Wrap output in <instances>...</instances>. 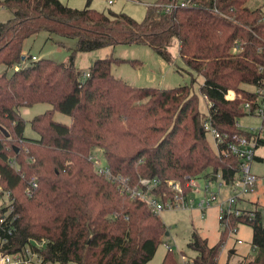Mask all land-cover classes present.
I'll return each mask as SVG.
<instances>
[{
  "label": "trees",
  "instance_id": "obj_1",
  "mask_svg": "<svg viewBox=\"0 0 264 264\" xmlns=\"http://www.w3.org/2000/svg\"><path fill=\"white\" fill-rule=\"evenodd\" d=\"M182 1L157 0L140 22L126 13L93 10L94 0L82 10L59 0L0 4L13 14L0 24V66L7 67L0 76V185L11 191L19 216L5 253L42 241L41 264H147L155 258L167 226L146 201L121 193L117 183L98 174L90 159L98 150L109 170L133 186L158 181L152 194L162 201L175 197L169 182L184 187L190 177L219 178L230 186L238 179L239 159L210 146L204 123L228 140L254 135L237 123L262 106L260 95L246 86L264 88V2L252 9V0H192L165 11ZM42 32L76 42L68 62L40 60L8 75L28 59L25 41ZM175 42L180 57L204 78L207 114L200 112L192 85L139 88L116 78L112 66L124 60L96 59L87 72L76 66L80 53L126 45H145L171 64ZM236 42L243 44L239 53L232 51ZM231 92L234 99H227ZM36 104L52 109L30 121L37 136L32 138L22 108ZM56 112L71 123L56 121ZM255 136L258 147L264 146V138ZM31 178L39 187L28 195ZM244 212L231 215L227 226L219 223L216 245L194 231L190 264H218L228 241L223 238L244 225L252 228L258 254L239 264H264V214ZM162 264H179L172 249Z\"/></svg>",
  "mask_w": 264,
  "mask_h": 264
},
{
  "label": "rangeland",
  "instance_id": "obj_2",
  "mask_svg": "<svg viewBox=\"0 0 264 264\" xmlns=\"http://www.w3.org/2000/svg\"><path fill=\"white\" fill-rule=\"evenodd\" d=\"M4 0H0V4ZM63 4L68 5L75 10H82L87 6V0H59ZM157 0H140L135 2L133 0H116L113 5H109L107 0H94L91 9L104 11L106 13L112 11L115 13H126L136 21H141L145 18L146 9L149 5H152ZM261 5L258 0H252L248 3L250 8H256ZM13 18V14L7 8L0 5V24H4L8 20ZM58 43H63L64 46H60ZM76 42L70 39H62L55 35H49L46 32L39 33L34 37L25 41L24 55L28 57L25 61V66H31L35 62L31 60V57H37L38 60H54L58 63L68 62L71 49H74ZM173 62L170 64L151 48L145 45H126L116 46L108 49L96 50L91 53H80L76 56V66L80 71L87 72L94 64L96 59H103L113 56L114 58L124 60L125 63L113 64L112 74L119 79H122L126 83L139 88L150 87L159 89H172L180 86H191L194 88V92L198 96L199 110L204 115L208 113L209 103L204 95L201 94L200 86L204 82V78L194 73L193 70L185 63V61L179 55V44H175L170 49ZM7 70L6 66H0V76ZM13 73V69H9L8 75ZM193 79L195 83L192 84ZM247 89L255 92L257 88L255 86H246ZM52 108L46 104H36V106L22 108V114L26 119V136L37 137L31 129L30 121L37 115L45 113ZM55 120L64 124H69L70 117L63 115L59 112L55 113ZM260 117L246 116L240 120V124L245 131L254 128L260 132L262 128V122ZM207 133V132H206ZM262 137L264 138V131ZM207 138L210 146L216 150L214 142L210 133H207ZM103 156V151H97V155ZM258 155L263 160H255L253 165V173L260 178L257 186V193L251 195L254 200L251 207L244 205L243 207L249 210H260L264 214V146H260L258 149ZM205 179H201L203 185ZM214 185L211 187V191L214 193L219 192V188L222 189V199L219 196V202H214L205 213L196 208L189 210L176 209V210H164L160 213V218L168 228L169 235L163 239L162 245L159 247L155 258L147 264H162L165 254L168 252L167 245L170 246L173 253L179 260V264L183 263V256L189 259H193L196 253L190 248L191 238L194 231H197L201 237L208 239L210 244L216 245L221 239V225L218 221L219 209L217 205L229 194L228 187L224 184L222 179H215ZM223 184L221 187L220 185ZM230 197V196H229ZM227 197V198H229ZM225 236V247L222 250L220 260L218 264H239L245 258L253 259L258 253L252 245V228L249 226H240L239 231L235 234L231 233L229 238ZM239 240L242 242L240 243ZM235 251L231 254V251Z\"/></svg>",
  "mask_w": 264,
  "mask_h": 264
},
{
  "label": "built area",
  "instance_id": "obj_3",
  "mask_svg": "<svg viewBox=\"0 0 264 264\" xmlns=\"http://www.w3.org/2000/svg\"><path fill=\"white\" fill-rule=\"evenodd\" d=\"M109 5H113L116 0H107ZM216 1V0H215ZM263 4L264 0H258ZM192 4V0H185L178 4H170L165 7V11L169 13L175 8H185ZM222 15V12L218 11ZM243 44L236 42L233 46V53H239L242 50ZM263 48L259 49V52H262ZM33 62L37 61L38 58L32 57ZM25 64H20L14 67L13 71L15 73L20 72L23 69ZM89 77L88 74L85 75ZM261 98L262 106L257 109V111L250 115H255L263 119L264 114V88H258L256 91ZM235 92H231L227 99H234ZM251 104L245 105V111L250 112ZM237 127L241 128L240 122L237 123ZM204 128L207 133H210L214 142V146L219 154L224 153L227 156L231 155L237 157L241 163V170L238 179L228 187V190L233 194L229 198L222 200L217 206L219 209L218 221L227 226L228 219L231 215L235 214L240 216L245 214L244 211H251L250 213L254 215V210H249L245 207L248 203V198L251 195L255 194L260 180L253 173L254 161L257 158L258 147V138L255 134L261 136L264 129L261 128L260 132L256 130H250L248 132H253L252 137H247L243 135H235L231 140L224 137L222 133L218 132L216 128L212 126L209 121L204 123ZM91 161L97 169L98 174L104 176L107 180L117 183L119 185V190L121 193L126 195H131L136 198L146 201L150 208L157 214H160L164 210H176L183 209L189 210L191 208H196L201 212L205 213L208 208L214 202H219V199H222L221 188H219L218 193L211 191V187L215 184L212 179H205L204 184H201V179L192 178L188 179L186 186H182L179 182H169V186L172 188L175 193L174 199H169L167 201H162L152 194V188L154 185L158 184V181H142L140 185L133 186L130 183L128 178H124L121 175L113 174L108 166H106L104 156L97 155L95 153L91 156ZM219 180V178H218ZM29 186L26 190L28 195H31L35 189L39 187L36 178H31L28 182ZM223 184L220 185V187ZM145 187V188H142ZM220 196V198H219ZM244 212V213H243ZM18 214L16 213L15 199H13L11 191L7 190L3 185H0V264H41L42 259L39 257L40 249L44 247V242L40 241H31L28 246L16 254H7L3 250L5 246L9 243L10 238L14 234V223L18 220ZM264 221V216H263ZM8 225V226H7ZM239 231V228L232 230V233L235 234ZM241 243L242 241L239 240ZM168 249L171 248L167 245ZM183 263L190 264V260L183 256Z\"/></svg>",
  "mask_w": 264,
  "mask_h": 264
},
{
  "label": "crops",
  "instance_id": "obj_4",
  "mask_svg": "<svg viewBox=\"0 0 264 264\" xmlns=\"http://www.w3.org/2000/svg\"><path fill=\"white\" fill-rule=\"evenodd\" d=\"M248 116H255V115H248ZM260 121L262 122V119H260ZM241 125V124H240ZM255 128V127H254ZM254 128H250L251 130L252 129H254ZM241 129H243L244 130V128H242V126H241ZM250 131V130H249ZM262 135H263V133H261V137H262ZM263 138V137H262ZM260 148V147H259ZM256 160H263V158H261V156L260 155H258V151H257V158H256ZM221 193H222V189H221V191H220ZM229 194H231V192L228 190L227 191ZM255 193H257V191L255 192ZM223 194V193H222ZM224 195V194H223ZM229 196H232V195H227V196H225V198H227V197H229ZM254 200L251 198V197H249L248 198V203L246 204V205H248V206H250L251 207V204H252V202H253ZM218 207V206H217Z\"/></svg>",
  "mask_w": 264,
  "mask_h": 264
},
{
  "label": "water",
  "instance_id": "obj_5",
  "mask_svg": "<svg viewBox=\"0 0 264 264\" xmlns=\"http://www.w3.org/2000/svg\"><path fill=\"white\" fill-rule=\"evenodd\" d=\"M0 37H1V33H0ZM218 178H216V180H217ZM169 235V233H167V235L166 236H168ZM235 252L234 251H231V254H234Z\"/></svg>",
  "mask_w": 264,
  "mask_h": 264
}]
</instances>
